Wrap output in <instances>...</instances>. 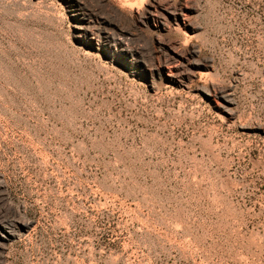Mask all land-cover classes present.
I'll return each instance as SVG.
<instances>
[{
  "label": "rangeland",
  "instance_id": "1",
  "mask_svg": "<svg viewBox=\"0 0 264 264\" xmlns=\"http://www.w3.org/2000/svg\"><path fill=\"white\" fill-rule=\"evenodd\" d=\"M0 264H264V0H0Z\"/></svg>",
  "mask_w": 264,
  "mask_h": 264
},
{
  "label": "bare ground",
  "instance_id": "2",
  "mask_svg": "<svg viewBox=\"0 0 264 264\" xmlns=\"http://www.w3.org/2000/svg\"><path fill=\"white\" fill-rule=\"evenodd\" d=\"M169 4V3H168ZM164 14V13H163ZM176 14V13H175Z\"/></svg>",
  "mask_w": 264,
  "mask_h": 264
}]
</instances>
